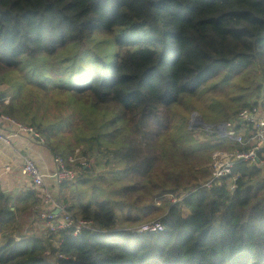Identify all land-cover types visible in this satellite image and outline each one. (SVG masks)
<instances>
[{"label":"trees","instance_id":"obj_1","mask_svg":"<svg viewBox=\"0 0 264 264\" xmlns=\"http://www.w3.org/2000/svg\"><path fill=\"white\" fill-rule=\"evenodd\" d=\"M254 69L257 100L244 108L264 110V0H0V80L15 90L8 103L0 93V116L34 127L56 157L80 149L81 185L89 158L94 170L114 161L121 181L108 197L57 201L90 229L9 238L0 264H264V164H237L232 192L229 177L200 188L228 140L171 137L182 98ZM52 95L91 104L52 106ZM30 196L24 213L42 206ZM11 201L0 188V231ZM152 219L163 231L135 232Z\"/></svg>","mask_w":264,"mask_h":264},{"label":"rangeland","instance_id":"obj_2","mask_svg":"<svg viewBox=\"0 0 264 264\" xmlns=\"http://www.w3.org/2000/svg\"><path fill=\"white\" fill-rule=\"evenodd\" d=\"M97 43L98 42L94 41L89 42L85 45V47L81 49V51H85V49L88 48H94V45ZM102 48L103 47H101V49ZM44 70L46 74H50L53 70L56 69H52L51 67H45ZM59 75H62L63 80H67V78L73 76V73L69 74L68 71L63 69L59 72ZM15 77L17 76H12L11 78L15 79ZM56 78L57 77L52 74L51 82L55 83ZM260 78L261 76L259 70L254 69L250 74L233 78L232 80H228L226 82H222L223 80L211 82L205 88H203L197 95L193 97L182 98L180 103L175 105L176 107L173 108L171 112L174 117V125L173 130L171 132V137L176 139L180 136V132H183L184 129L187 128L194 132V138L198 143L206 142V138L208 137V135H216L222 140V132L218 128L224 124L226 129L229 128V130H232L234 128L233 124L235 123L237 115L239 114L238 112H240L241 109L244 108V104L253 103L257 100V92L255 93V88L258 87ZM11 86L12 82L10 78L7 77L6 79H4V81L0 80V93L7 92L9 94L7 96L6 103L9 102L11 97L10 95L13 93V91H15L10 88ZM52 103V106H58L59 104L60 106H90L91 104L86 100H71L66 96H55ZM198 119H201L204 124L208 125V127H202L198 123ZM217 142L218 141H216L215 144ZM229 144L230 142L228 141H226V143H223L222 148L210 154V158L212 159L213 156L219 152H228L229 150L227 149L229 148ZM75 153L79 155L80 149L76 150ZM89 160L90 161L88 166L91 169V172L88 174L87 183L81 185L80 183H78V181H76L74 184L72 183L74 187L68 185L67 187L63 188L60 191L59 197L56 196L55 198L58 202H64L65 199L68 201L77 200L78 195L79 198L82 199V202H87L89 199H95L96 197H108L113 194L114 188L121 186V184L115 185L116 182L119 183L121 181L118 182L117 177H115V175L111 173L112 169H118L117 164L114 161H110L111 170L108 171L106 168H103V166H98L94 170V158H89ZM85 162L86 161L82 158L81 164H85ZM211 164L213 163L211 162ZM208 165L210 166V163H208L206 167H208ZM109 173H111V175ZM192 186L193 185H190L188 187V190H191ZM94 195L96 197H94ZM178 195L180 197V193ZM169 198L170 197H168V199ZM182 198L183 196L181 197V199ZM185 214L187 213L185 212ZM156 219H152V221H145L144 224L147 222L158 221ZM30 222L31 217H24V221L22 223L24 227L22 228L19 234L18 224H16L15 222H11L9 225L4 227L2 231L3 234L0 235V245L4 244L10 238V236L12 237V235L14 234L16 238L14 239L16 241H19L22 236L34 234L33 229L35 228L32 224L29 226V229H27V225L30 224ZM138 229L140 228H137L135 232ZM27 230L28 232L26 233ZM42 235L43 234L39 236Z\"/></svg>","mask_w":264,"mask_h":264},{"label":"built area","instance_id":"obj_3","mask_svg":"<svg viewBox=\"0 0 264 264\" xmlns=\"http://www.w3.org/2000/svg\"><path fill=\"white\" fill-rule=\"evenodd\" d=\"M1 123L5 124V132L0 131V141L11 145L13 140L20 136H27L32 140L46 144L45 137L34 127L25 125L17 120L1 116ZM233 129H223L219 127L225 140L235 143L241 149L228 152H219L213 156V173L210 181L203 183L200 188L209 189L215 182L223 178H230L234 169L239 163L253 165L264 164V110L261 105L244 108L237 115L233 124ZM82 159L77 156L55 157L56 170L48 176L56 186L62 187L64 184L76 182L79 176L77 164H81ZM84 164V163H83ZM6 171H9L7 168ZM24 178L31 181L34 188L38 189L42 201L44 214V234L51 236L61 231L72 230L75 235L81 231L90 229L92 222L84 219H76L66 212V207L59 204L53 193L46 187L45 178L41 170L31 159H25L21 168ZM237 177H232L228 181V188L232 192L235 190ZM177 202V200H173ZM159 205V204H158ZM163 231V226L159 221L147 223L140 227L137 233H157Z\"/></svg>","mask_w":264,"mask_h":264},{"label":"crops","instance_id":"obj_4","mask_svg":"<svg viewBox=\"0 0 264 264\" xmlns=\"http://www.w3.org/2000/svg\"><path fill=\"white\" fill-rule=\"evenodd\" d=\"M5 130V124L0 121V131L5 132ZM55 157L56 156L47 144L38 143L27 136H20L14 139L11 145H7L0 141V188L11 198L12 211L15 212L14 219L5 223L0 232L11 222H15L18 224L19 234L24 227L22 224L24 217H31V222L27 225V229H29V226L32 224L35 228L33 231L37 235L44 234V223L42 220L44 214L43 206L39 203V207L32 206L31 209L25 213L23 212L24 208L29 207L33 203V197L30 196V192H36L38 189L34 188L30 180L23 177L21 168L25 159H31L35 162L43 175L46 176V187L53 193L54 198H56V196L59 197L62 188L56 186L55 183L48 178V176L52 175L56 170ZM7 168L9 171H6ZM27 232L28 230L26 233ZM2 234L3 232L0 233V235ZM10 238L14 239L15 234L12 235V237L10 236ZM2 245H0V247Z\"/></svg>","mask_w":264,"mask_h":264},{"label":"water","instance_id":"obj_5","mask_svg":"<svg viewBox=\"0 0 264 264\" xmlns=\"http://www.w3.org/2000/svg\"><path fill=\"white\" fill-rule=\"evenodd\" d=\"M198 123L204 128L208 127V125L204 124V122L201 119H198ZM191 125H192V123H191ZM222 127H223V129H225V124L222 125Z\"/></svg>","mask_w":264,"mask_h":264},{"label":"bare ground","instance_id":"obj_6","mask_svg":"<svg viewBox=\"0 0 264 264\" xmlns=\"http://www.w3.org/2000/svg\"><path fill=\"white\" fill-rule=\"evenodd\" d=\"M222 127V126H221Z\"/></svg>","mask_w":264,"mask_h":264}]
</instances>
